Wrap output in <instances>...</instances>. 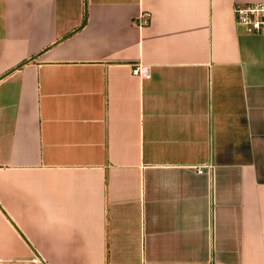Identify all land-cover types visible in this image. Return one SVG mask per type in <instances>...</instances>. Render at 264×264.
Masks as SVG:
<instances>
[{
    "label": "crops",
    "instance_id": "obj_1",
    "mask_svg": "<svg viewBox=\"0 0 264 264\" xmlns=\"http://www.w3.org/2000/svg\"><path fill=\"white\" fill-rule=\"evenodd\" d=\"M248 1L0 0V264H264Z\"/></svg>",
    "mask_w": 264,
    "mask_h": 264
},
{
    "label": "built area",
    "instance_id": "obj_2",
    "mask_svg": "<svg viewBox=\"0 0 264 264\" xmlns=\"http://www.w3.org/2000/svg\"><path fill=\"white\" fill-rule=\"evenodd\" d=\"M232 12L235 23L241 26L244 32L264 34V0L237 3ZM131 73L144 76L147 66L138 63L132 66ZM197 170L201 171V168L198 167Z\"/></svg>",
    "mask_w": 264,
    "mask_h": 264
}]
</instances>
